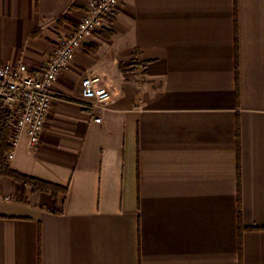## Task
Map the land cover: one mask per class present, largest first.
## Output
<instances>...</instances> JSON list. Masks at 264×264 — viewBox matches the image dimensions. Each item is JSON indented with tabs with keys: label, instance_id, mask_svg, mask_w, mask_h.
Segmentation results:
<instances>
[{
	"label": "crops",
	"instance_id": "obj_1",
	"mask_svg": "<svg viewBox=\"0 0 264 264\" xmlns=\"http://www.w3.org/2000/svg\"><path fill=\"white\" fill-rule=\"evenodd\" d=\"M89 1L0 0V62L38 73ZM55 92L9 162L68 190L0 176V264H264V0H118Z\"/></svg>",
	"mask_w": 264,
	"mask_h": 264
},
{
	"label": "built area",
	"instance_id": "obj_2",
	"mask_svg": "<svg viewBox=\"0 0 264 264\" xmlns=\"http://www.w3.org/2000/svg\"><path fill=\"white\" fill-rule=\"evenodd\" d=\"M118 0H90L85 15L71 34L57 39L53 52L44 67L33 73L24 63L0 62V108L10 117L7 159L13 158L21 134L27 135L30 148L39 146L52 101L56 96L55 83L60 74L76 63L77 52L93 34L111 24ZM80 102L93 114L112 102L110 89L99 76H86L81 81ZM101 122V116L94 118Z\"/></svg>",
	"mask_w": 264,
	"mask_h": 264
},
{
	"label": "trees",
	"instance_id": "obj_3",
	"mask_svg": "<svg viewBox=\"0 0 264 264\" xmlns=\"http://www.w3.org/2000/svg\"><path fill=\"white\" fill-rule=\"evenodd\" d=\"M10 117L8 113L0 108V176H6L16 182L23 183L32 192L49 193L57 198L59 193H67L68 187L46 181L13 168L7 159V153L12 150L9 143Z\"/></svg>",
	"mask_w": 264,
	"mask_h": 264
}]
</instances>
